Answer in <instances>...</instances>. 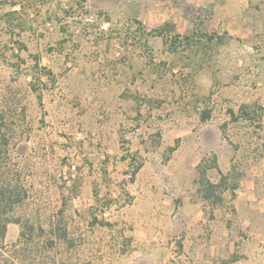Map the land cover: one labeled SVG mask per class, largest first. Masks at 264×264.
<instances>
[{
  "label": "rangeland",
  "instance_id": "obj_1",
  "mask_svg": "<svg viewBox=\"0 0 264 264\" xmlns=\"http://www.w3.org/2000/svg\"><path fill=\"white\" fill-rule=\"evenodd\" d=\"M182 1L0 0V88L20 98L9 159L30 190L0 264H149L137 215L160 244L201 161L264 201V38L182 23Z\"/></svg>",
  "mask_w": 264,
  "mask_h": 264
},
{
  "label": "crops",
  "instance_id": "obj_2",
  "mask_svg": "<svg viewBox=\"0 0 264 264\" xmlns=\"http://www.w3.org/2000/svg\"><path fill=\"white\" fill-rule=\"evenodd\" d=\"M178 5L179 20L189 26L203 20L220 32L264 38V0H183ZM188 9L200 18L187 15ZM186 188L181 215H161L160 244L152 241L157 229L149 215H137L131 234L149 253V264H264V201L247 179L225 189L217 204L203 199L192 183ZM207 210L211 215H205Z\"/></svg>",
  "mask_w": 264,
  "mask_h": 264
},
{
  "label": "trees",
  "instance_id": "obj_3",
  "mask_svg": "<svg viewBox=\"0 0 264 264\" xmlns=\"http://www.w3.org/2000/svg\"><path fill=\"white\" fill-rule=\"evenodd\" d=\"M19 104V95L13 87H5L2 90L0 88V246H5L8 225L12 222H20L19 219H14L7 215H16V209L23 207L30 196V190L25 183V179L18 173L16 164L9 159L11 152L20 146L15 147V143H13L16 139L14 119L17 116ZM247 114L248 112L242 108L241 115L236 117V119ZM204 163V161H201L194 168L192 174L195 183L199 185L198 192L203 199L209 200L213 204H217L222 200V193L225 189L234 190L238 188L245 177V172L235 173L234 168L227 174L223 173L217 161H214L210 166H204ZM215 168L220 172V180L218 182L212 181L208 176V170ZM65 187L61 186L62 191ZM65 199L63 193V207L66 205ZM30 227L34 228L33 224ZM38 227L44 230L42 225L39 224ZM47 229L50 235L54 233L52 223L49 224ZM47 243L50 246L54 245L52 239L48 240Z\"/></svg>",
  "mask_w": 264,
  "mask_h": 264
}]
</instances>
